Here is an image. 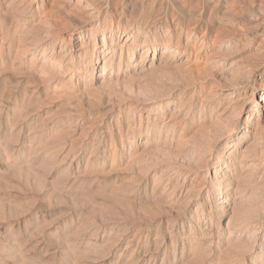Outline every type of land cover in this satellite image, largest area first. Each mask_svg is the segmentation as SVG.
Instances as JSON below:
<instances>
[{"label": "rangeland", "instance_id": "374dc122", "mask_svg": "<svg viewBox=\"0 0 264 264\" xmlns=\"http://www.w3.org/2000/svg\"><path fill=\"white\" fill-rule=\"evenodd\" d=\"M263 97L264 0H0V264H264Z\"/></svg>", "mask_w": 264, "mask_h": 264}, {"label": "bare ground", "instance_id": "6f19581e", "mask_svg": "<svg viewBox=\"0 0 264 264\" xmlns=\"http://www.w3.org/2000/svg\"><path fill=\"white\" fill-rule=\"evenodd\" d=\"M49 58V57H48ZM263 104H264V97H263V102H262Z\"/></svg>", "mask_w": 264, "mask_h": 264}]
</instances>
